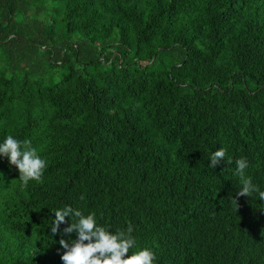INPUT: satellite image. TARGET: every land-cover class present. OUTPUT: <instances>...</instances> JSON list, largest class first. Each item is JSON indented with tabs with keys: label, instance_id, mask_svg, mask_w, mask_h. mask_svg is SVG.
<instances>
[{
	"label": "trees",
	"instance_id": "obj_1",
	"mask_svg": "<svg viewBox=\"0 0 264 264\" xmlns=\"http://www.w3.org/2000/svg\"><path fill=\"white\" fill-rule=\"evenodd\" d=\"M0 264H63L68 206L153 264H264V0H0ZM224 160L209 166L212 154ZM231 161V162H229Z\"/></svg>",
	"mask_w": 264,
	"mask_h": 264
},
{
	"label": "clouds",
	"instance_id": "obj_2",
	"mask_svg": "<svg viewBox=\"0 0 264 264\" xmlns=\"http://www.w3.org/2000/svg\"><path fill=\"white\" fill-rule=\"evenodd\" d=\"M225 155V149L216 150L210 158L209 166L214 168L220 164ZM0 156L7 157L9 163L18 169L23 186H27L29 181H39L46 167V161L38 155L30 141L23 142L22 150L21 142L11 135L0 143ZM235 163L242 184L236 195L250 196L252 192H258L259 198L264 201V191H260L252 183L251 178L245 175V169L248 168L246 158H240ZM70 215L77 218V221L69 223L63 232L64 235H70L75 231L77 238L71 241L63 238L59 240V245L64 249L60 257L63 264H153L155 256L148 248L129 254V250L135 246V239L131 236L133 231L131 224L126 231L117 230L112 233L106 227L97 224L94 213L85 216L80 210L68 206L56 210L51 226L53 235Z\"/></svg>",
	"mask_w": 264,
	"mask_h": 264
}]
</instances>
